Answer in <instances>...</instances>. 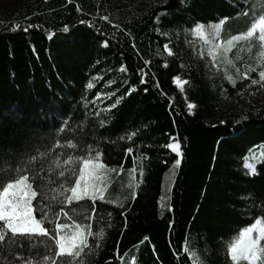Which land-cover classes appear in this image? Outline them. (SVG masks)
Wrapping results in <instances>:
<instances>
[{
	"label": "trees",
	"instance_id": "obj_1",
	"mask_svg": "<svg viewBox=\"0 0 264 264\" xmlns=\"http://www.w3.org/2000/svg\"><path fill=\"white\" fill-rule=\"evenodd\" d=\"M262 14L264 0H0V155L15 159L45 151L53 137L75 138L114 170L142 169L132 203L127 192L115 202L119 178L111 177L96 203L95 230L104 234L86 264H232L227 244L264 220V87L236 72L264 50L257 41H238L226 54L220 46L218 69L233 75V86L190 44L200 40L190 32L197 22L227 16L226 40ZM173 77L187 81L182 90ZM64 120L70 129L57 136ZM171 141L180 144L181 162L160 208ZM70 151L52 148L35 167L55 180L63 167L55 155ZM253 154L250 176L243 164Z\"/></svg>",
	"mask_w": 264,
	"mask_h": 264
},
{
	"label": "snow or ice",
	"instance_id": "obj_2",
	"mask_svg": "<svg viewBox=\"0 0 264 264\" xmlns=\"http://www.w3.org/2000/svg\"><path fill=\"white\" fill-rule=\"evenodd\" d=\"M243 15H248V12L245 11ZM100 19L108 21L109 17L102 16ZM227 19L225 16L207 26L197 22L190 29L191 34L201 41V57L203 58L205 51L210 57L211 68L218 69L216 51L222 44L224 54L236 47L238 41L249 43V47L251 41H257L259 48L264 50V14L252 19L246 31L224 40L221 37V27ZM67 28L64 25L65 31ZM102 44L107 46L108 41L104 40ZM164 50L169 55L172 54L167 43ZM259 56L264 57V51ZM228 63L232 62L229 60ZM120 70L126 71L124 65L120 66ZM218 71H224L227 80L233 86L236 85L230 72L226 69ZM236 72L242 78L250 80L251 85L264 87V58H258L255 65H245L242 72L240 67H236ZM252 72L256 76H251ZM173 81L179 86L187 83L179 77H173ZM88 87L91 88L92 84L89 83ZM119 99L117 97L116 103H110L108 109L115 108ZM192 107L191 103L187 104L189 111ZM69 129L68 121L64 120L56 130V135ZM132 135L134 133L128 134L127 138L131 139ZM53 139L54 143L43 152L36 149L35 154L27 152L17 155L15 159L11 154L0 155V256H4L2 264H86V257L99 247V239L93 246L89 243V237H101L104 233L103 230L93 231V215L89 213L97 212L95 202L98 199L105 200L107 185H99L98 180L107 166L98 159L100 152L94 151L90 144L85 145L75 138ZM64 147L72 151L62 160L59 155H55V161L63 165L54 173L57 179H52L51 175H43L44 167L36 169L35 163L38 159L48 156L52 148ZM166 147L179 157L178 141L168 143ZM126 151L131 153L133 149L129 147ZM260 158H264V151L260 152ZM256 160L255 154L244 157L243 166L250 176L256 174ZM180 162L177 158L174 164L178 166ZM88 201L92 203L88 205ZM184 250L188 251L187 248ZM227 254L232 264H264V220L258 217L254 223L240 229L238 235L227 244Z\"/></svg>",
	"mask_w": 264,
	"mask_h": 264
},
{
	"label": "rangeland",
	"instance_id": "obj_3",
	"mask_svg": "<svg viewBox=\"0 0 264 264\" xmlns=\"http://www.w3.org/2000/svg\"><path fill=\"white\" fill-rule=\"evenodd\" d=\"M190 44L191 45H200V50H201L202 44H201L200 40L194 39ZM218 54H219V49L216 51V56ZM204 57L206 58L207 62L210 63V57L207 55L206 51H205ZM212 71L214 72L215 68H212ZM179 79L183 80L181 78H179ZM174 84L178 89H180V90L183 89L184 85L179 86L175 82H174ZM128 141H130V140L128 139ZM172 142H174V141H171L170 143H172ZM167 149L170 152L173 159H172L171 163L168 165L169 167L166 170L165 174L163 175L162 183L160 185V190H159L160 192H159V195L157 197V204L160 208H163L166 204L168 191H169V188H170L171 183H172L175 168L177 166L174 164V161L177 158H179L176 153L171 151V149H169V148H167ZM99 152L101 155L98 159H100L107 166V169L100 176V178L98 180V184L99 185H105L106 184L108 186L111 177L119 178L117 180V182H119V184L117 186V192H116V199L117 200H115V202L117 201L116 203H118V201H119L118 198L121 197L125 192H127V193H129V195H131V203H132V201L135 199V196L139 192L138 188L142 182L141 176L143 175V173H141L140 170H137V168L133 164H130L129 167L125 168L126 173H124L123 172L124 170H122V169L120 171L114 170V168H112L110 165H108V163L106 161L103 160L102 152L101 151H99ZM130 170H132V171H130ZM114 181H115V178H114ZM107 186L105 188V192L107 190ZM88 202L90 204L92 203L91 201H88ZM100 202H101V200L98 199L95 203H100ZM116 203H114V204H116ZM100 213H101V211L97 214V216L95 214L90 213V215H93V221H92L93 231H96L95 229L99 227L98 226L99 225L98 218L100 217L99 216ZM98 238L99 237H89L90 245H92V242L94 239H98ZM228 258L231 261L229 256H228Z\"/></svg>",
	"mask_w": 264,
	"mask_h": 264
}]
</instances>
